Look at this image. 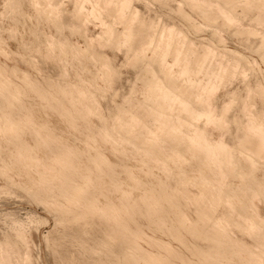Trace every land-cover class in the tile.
<instances>
[{"label":"clouds","instance_id":"clouds-1","mask_svg":"<svg viewBox=\"0 0 264 264\" xmlns=\"http://www.w3.org/2000/svg\"><path fill=\"white\" fill-rule=\"evenodd\" d=\"M0 264H264V0H0Z\"/></svg>","mask_w":264,"mask_h":264}]
</instances>
